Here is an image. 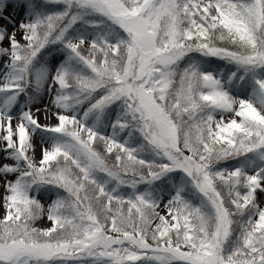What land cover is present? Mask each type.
Wrapping results in <instances>:
<instances>
[{"label":"snow or ice","instance_id":"1","mask_svg":"<svg viewBox=\"0 0 264 264\" xmlns=\"http://www.w3.org/2000/svg\"><path fill=\"white\" fill-rule=\"evenodd\" d=\"M0 3V264H264V0Z\"/></svg>","mask_w":264,"mask_h":264},{"label":"rangeland","instance_id":"2","mask_svg":"<svg viewBox=\"0 0 264 264\" xmlns=\"http://www.w3.org/2000/svg\"><path fill=\"white\" fill-rule=\"evenodd\" d=\"M9 4V8H7L3 15L5 17H11L12 20L19 23L20 21H27L32 18V8L31 5L28 3V0H7ZM0 7H2V3H0ZM53 8H58L59 6H52ZM5 20L0 19V24H4ZM192 56L199 60L201 66L205 69H212L217 67H225V68H233L232 65H226L223 63H219V60H213L212 58H204L200 57L198 54H192ZM61 57L54 56L51 58V64L57 65L60 62ZM187 58H185L186 60ZM184 66V62H181V67ZM235 94V93H233ZM47 136H51V134H46Z\"/></svg>","mask_w":264,"mask_h":264},{"label":"trees","instance_id":"3","mask_svg":"<svg viewBox=\"0 0 264 264\" xmlns=\"http://www.w3.org/2000/svg\"><path fill=\"white\" fill-rule=\"evenodd\" d=\"M195 54V53H194ZM192 55V54H191ZM213 59V58H212ZM214 60V59H213ZM219 63H223V61H218Z\"/></svg>","mask_w":264,"mask_h":264}]
</instances>
